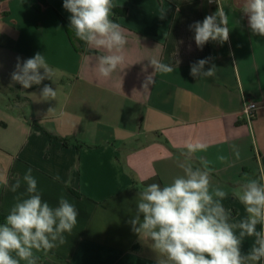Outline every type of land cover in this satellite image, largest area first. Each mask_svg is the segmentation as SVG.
Returning <instances> with one entry per match:
<instances>
[{
  "label": "crops",
  "instance_id": "obj_1",
  "mask_svg": "<svg viewBox=\"0 0 264 264\" xmlns=\"http://www.w3.org/2000/svg\"><path fill=\"white\" fill-rule=\"evenodd\" d=\"M113 3L112 19L128 43L125 64L108 79L95 73L105 50L66 30L71 14L63 0L0 3V214L7 216L15 198L26 195L29 168L50 206L63 194L78 211L67 242L38 253V264H156L151 241L129 223L137 188L167 185L184 175V167L209 171L210 192H226L220 202L234 225L247 213L233 192L251 179L264 184V37L251 32L245 0ZM219 7L228 15V41L198 48L190 25ZM115 8L126 15L115 18ZM36 53L55 75L25 89L11 75L17 58L23 63ZM151 58L174 71L156 72ZM206 58L201 72L190 75L191 65ZM213 65L216 75L203 77ZM148 76L154 83L145 88ZM44 85L57 90L56 100L42 99ZM249 102L259 104L250 120L242 114ZM198 143L205 150L188 151ZM17 180L21 187L13 193ZM251 243L245 239L243 253Z\"/></svg>",
  "mask_w": 264,
  "mask_h": 264
},
{
  "label": "clouds",
  "instance_id": "obj_2",
  "mask_svg": "<svg viewBox=\"0 0 264 264\" xmlns=\"http://www.w3.org/2000/svg\"><path fill=\"white\" fill-rule=\"evenodd\" d=\"M114 7L113 0H63V8L71 14L69 27L75 37L90 48L105 50L106 54L99 56L95 66L96 75L103 79L110 78L126 62L128 40L121 25L112 19ZM242 12L248 18L251 32L264 37V0H245ZM164 14L161 9V19ZM228 23V15L219 7L202 22L190 25L196 46L202 49L209 41H228ZM209 59L191 65L190 75L196 77ZM17 61L11 78L23 88L40 85L45 79L53 80L55 72L44 55L36 53L23 63L20 58ZM150 64L160 74L174 71L172 65L156 58H151ZM202 75L214 77L216 66ZM152 83V76H148L144 87ZM41 97L46 101L56 100L57 90L44 85ZM203 150V144L188 146L190 152ZM235 156L239 159V151ZM218 159L229 162L226 156ZM23 181L27 185L26 195L15 198L4 222L0 223V264H38L37 254L65 244V233L71 234L77 224V208L63 194L56 207L42 198L31 168L23 175ZM209 186V171L190 166L184 167V175L167 185L138 186L137 211L129 223L142 240L151 241L158 256L156 264H259L264 260V184L251 179L233 192L247 213L238 225L229 223V215L220 202L226 192L217 188L213 194ZM20 187L17 180L11 191L16 193ZM236 228L240 230L238 234ZM246 238H252V243L245 254L242 245Z\"/></svg>",
  "mask_w": 264,
  "mask_h": 264
},
{
  "label": "built area",
  "instance_id": "obj_3",
  "mask_svg": "<svg viewBox=\"0 0 264 264\" xmlns=\"http://www.w3.org/2000/svg\"><path fill=\"white\" fill-rule=\"evenodd\" d=\"M212 4H219V0H213ZM258 107H259L258 103L249 102L248 104L244 106L242 110V114L250 120L254 112L258 109Z\"/></svg>",
  "mask_w": 264,
  "mask_h": 264
},
{
  "label": "trees",
  "instance_id": "obj_4",
  "mask_svg": "<svg viewBox=\"0 0 264 264\" xmlns=\"http://www.w3.org/2000/svg\"><path fill=\"white\" fill-rule=\"evenodd\" d=\"M2 1H4V0H0V3H1ZM40 1H42V0H40ZM36 8H38V7L36 6ZM114 12H115V18H117V17H119V16H124V15H126V13H127V12H126V9H120V8H115ZM64 25H65V28H66V30L68 31V33L71 34L72 31H71L70 27H69L66 23H64ZM71 191H72V193H73L74 195H76V196H80L77 192H75V191H73V190H71ZM5 217H6V215L0 214V223H3V222H4Z\"/></svg>",
  "mask_w": 264,
  "mask_h": 264
}]
</instances>
